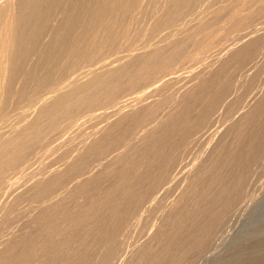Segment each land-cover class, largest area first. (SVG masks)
Wrapping results in <instances>:
<instances>
[{"label":"bare ground","instance_id":"6f19581e","mask_svg":"<svg viewBox=\"0 0 264 264\" xmlns=\"http://www.w3.org/2000/svg\"><path fill=\"white\" fill-rule=\"evenodd\" d=\"M190 41L217 55L172 104ZM262 52L264 0H0V264H131L139 224L148 264L206 251L260 178L264 87L245 67ZM85 110L103 123L73 145Z\"/></svg>","mask_w":264,"mask_h":264},{"label":"rangeland","instance_id":"374dc122","mask_svg":"<svg viewBox=\"0 0 264 264\" xmlns=\"http://www.w3.org/2000/svg\"><path fill=\"white\" fill-rule=\"evenodd\" d=\"M222 22V21H221ZM221 22H217L216 24H215V28H216V33H218L217 32V30L219 31V32H222L221 30H223V27H221V26H223V23H222V25H220L221 24ZM220 23V24H219ZM221 28H220V27ZM218 27V28H217ZM212 40H213V37L211 38ZM209 40V43H211V41L212 40ZM214 39H215V36H214ZM190 43H191V45H190ZM194 44V43H193ZM192 44V42L190 41L189 43H188V45H190V46H186V47H189V48H187V49H185V50H187L186 52L184 51V53H187V54H184V59H183V57L181 58V56H179L177 59H175V60H177V61H175L174 60V64L172 63V68H175V70L173 69V71H176L177 73H180L179 75H178V77L180 78H178V81H179V83H178V81H174V82H172V83H170V88H171V90L169 89V87L167 86L166 87V89L164 90L163 89V91H164V93H170L172 96H171V99L173 98L174 100L176 99V94H177V96L179 97L182 93V91H184L185 90V88H187L186 86H185V84L187 85V84H189L188 83V80H187V83H185L186 81V77H188L187 75L192 71V72H197V71H199L200 70V68H201V64L202 63H206V62H208L207 60H209V62L211 61L210 59H214V56H216L217 54H215L214 52H217V50H215V49H213V48H211L210 49V51L208 50H203V48H202V50L201 49H199V48H197V46L196 45H193ZM212 44V43H211ZM193 45V46H192ZM195 46V47H194ZM185 47V48H186ZM190 50H192V51H190ZM198 50H200L199 51V53H198ZM213 50H215L214 52H213ZM203 51V52H202ZM206 52V53H205ZM190 53V54H189ZM195 53V54H194ZM204 54V55H202V54ZM208 53L210 54V55H208ZM213 53V54H212ZM222 53V54H221ZM262 53H264V52H262ZM262 53L260 54V55H258L257 57H259V58H257L256 57V61L255 60H253L252 61V63L250 64V65H247L246 67H245V70L246 69H248L250 66V68L247 70V72H249V74L251 73L252 75L251 76H253V74L254 73H256V74H258L259 76H258V79H260V80H258V86L260 85H262V87H264V82H261V80L262 79H264V57H261V55H262ZM212 54V55H211ZM218 54H220V55H224V51L222 52H218ZM186 55L188 56V57H186ZM201 55H202V57H201ZM197 56V58H193V57H196ZM199 56V57H198ZM211 56H213V58H211ZM262 56H264V55H262ZM185 57H186V59H185ZM181 58V59H180ZM188 58V59H187ZM200 58H202V59H200ZM194 59H197V60H194ZM181 60H183L182 62L179 61ZM203 61L202 63L200 62V61ZM205 60V61H204ZM258 60V61H257ZM186 62V64H185V62ZM189 61V62H188ZM194 61V62H193ZM196 61V62H195ZM199 61V62H198ZM176 62H178V63H176ZM198 62V63H197ZM255 62V63H254ZM257 62H259L258 64H256ZM184 63V64H183ZM200 63V64H199ZM194 64V65H193ZM199 64V65H198ZM252 64H256L255 66L253 65L252 66ZM177 65H179V66H177ZM184 65V66H183ZM186 66H188V67H186ZM200 66V67H199ZM249 66V67H248ZM199 67V68H198ZM254 67H258L257 69H254ZM171 68V69H172ZM178 68V69H177ZM186 68V69H185ZM180 69V70H179ZM197 69V70H196ZM199 69V70H198ZM259 69V70H258ZM183 70V71H182ZM189 70H191V71H189ZM251 70V71H250ZM256 70H258V71H256ZM189 71V72H188ZM254 71H256V72H254ZM186 72V73H185ZM176 73V74H177ZM188 73V74H187ZM262 73V74H261ZM235 74H237V73H235ZM186 77H185V76ZM237 76V77H236ZM256 76V75H255ZM235 77H236V80L234 79V74H233V79H234V81H237V80H239L238 78H240V76L237 74V75H235ZM242 78V77H241ZM233 81V80H232ZM147 83H149V82H143L142 84H146V86H147ZM185 83V84H184ZM261 83V84H260ZM141 84V86H144V85H142ZM180 85V86H179ZM243 85V84H242ZM242 85H240L239 83H238V88L240 89H242L244 86H242ZM141 86H139L141 89L140 90H142L143 88L141 87ZM146 86H144L145 88H146ZM241 86V87H240ZM138 87V88H139ZM149 86H147V88H148ZM175 88V89H174ZM169 90L168 92H165L166 90ZM136 90V91H135ZM135 90H133L134 91V93H136L137 91H139V89L137 90V89H135ZM262 91L260 92V94H264V93H262V92H264V88H262L261 89ZM162 91V92H163ZM173 91H175V92H173ZM181 91V92H180ZM157 93L158 95H163V93ZM130 94V97H132V95H134V93L132 92H129ZM174 95H173V94ZM231 93H234L233 91L232 92H230V94ZM127 94H128V92H127ZM126 93L125 94H122V99H121V96L118 98V101L119 100H121V101H124L126 98H127V96H124V95H127ZM163 95V96H158V95H153L152 96V98H156V99H159V98H161V97H166V96H168V94L167 95ZM180 94V95H179ZM232 95V94H231ZM230 95V96H231ZM124 96V97H123ZM174 96H175V98H174ZM159 97V98H158ZM169 97V96H168ZM177 97V98H178ZM124 99V100H123ZM128 100H125L124 102H126V101H129V99H131V98H127ZM162 99V98H161ZM173 99H172V104L174 103V101H173ZM148 100H151L150 98L148 99ZM123 102V103H124ZM120 103H122V102H120L119 101V104ZM170 103H171V100H170ZM247 107V106H246ZM245 109H247V108H245ZM14 112V111H13ZM82 112H84V114L82 113ZM81 113H82V115H85V116H83L82 117V115L81 114H79L78 115V120H77V122H80V121H82V122H80V124L82 125V128H80L79 129V127H81V125H79V124H77V125H79V127L76 125V127L74 126L73 127V129H72V131L74 132V134H73V132H71L70 130H69V132H71L73 135H71L69 132H66L65 133V136H66V138H67V136H69V138L71 139V140H73V145L75 144V138H76V140H80L81 139V137L83 138V136L84 137H86V134H89V132L88 131H90V132H92L93 130L92 129H90V127L91 128H97L98 126L97 125H101L103 122H100L99 120H96V121H93L94 120V118H90V111H82ZM15 114V113H14ZM13 114V115H14ZM87 114V115H86ZM88 114H89V121H88V119L86 120V118L88 117ZM218 114V113H217ZM237 114V113H236ZM80 116V117H79ZM87 116V117H86ZM214 116H216V118L218 119V121L217 122H215L216 124L215 125H220V127L221 126H225V124H227V121L229 122V120H227V119H225L224 118V120H223V117H225V116H223L222 117V115L220 116V115H216V114H214ZM218 116V117H217ZM220 116V117H219ZM235 116H238V114L237 115H235ZM86 117V118H85ZM83 118V119H82ZM220 118V119H219ZM82 119V120H81ZM93 119V120H92ZM84 120H86L85 122H84ZM222 120V121H221ZM98 121V122H97ZM94 122H95V124H94ZM97 122V123H96ZM84 123V124H83ZM99 123V124H98ZM224 123V124H223ZM87 125L89 126V127H87ZM93 125L94 126H97V127H93ZM99 125V126H100ZM87 128H86V127ZM78 127V128H77ZM75 128V129H74ZM78 129H79V131H78ZM82 129V130H81ZM76 131V133H75V131ZM83 131L84 132H86V134L84 133L83 134ZM80 132H82V133H80ZM77 133H79V134H77ZM76 134V136L74 137V135ZM80 136V138L79 137H77V136ZM65 136H63V140H65L66 138H65ZM79 138V139H78ZM68 140V142H71V141H69V139H66L65 140V143H66V141ZM64 143V142H63ZM72 143V142H71ZM77 143H79V142H77L76 141V144ZM69 143H67V145L66 144H64L61 148L63 149V148H67L69 145H68ZM72 145V144H71ZM70 145V146H71ZM66 146V147H65ZM59 147V148H60ZM59 148H57V149H59ZM40 150L39 152L41 153L40 154V156L41 157H43V154H42V152H43V150H41L42 148H40L39 149V147H37L36 148V152H37V155L39 154V152H38V150ZM62 149H59L60 151H62ZM195 151H193V150H191L189 153L191 154H187V157L188 158H186V160L188 161V160H190L191 158V156L193 157L194 156V153L196 152V148H193ZM59 150H53V152H52V155H51V153L50 152H48V154L46 153V155L45 156H50L49 158H44V159H46L45 161L44 160H42L41 161V159L40 160H38V166L39 165H41L42 163H43V161L45 162V164L48 162V164H49V162L51 161L50 159H53V161L52 162H54L55 161V163H56V159L55 158H57V154L59 153H62V152H59ZM64 150V149H63ZM42 151V152H41ZM55 151H56V153H55ZM65 151V150H64ZM49 153H50V155H49ZM193 153V154H192ZM55 154V155H54ZM190 155V156H189ZM55 156V157H54ZM262 157V159H259L260 161H258L257 162V164L255 165V166H257V170H258V172H259V174H260V178H258V181H256L257 183L258 182H260V183H255V185H256V189H257V186L258 185H260V184H262V185H264V156H261ZM40 158V157H39ZM38 158V159H39ZM47 159H48V161H47ZM42 162V163H41ZM260 162V163H259ZM36 164V165H37ZM44 164V163H43ZM50 164H52L51 162H50ZM261 164V165H260ZM33 167H36L35 165L33 166ZM261 173H262V175H261ZM108 182H110V181H107V180H105V181H102V183H108ZM255 185H253L251 188H250V190H249V195L247 196L248 198H246V200L245 201H241V202H239V204H237L236 206H238V207H234L233 208V210H231V215L229 214L227 217H225V219H227L228 220V218H230V221H232V222H229L228 223V221L227 220H225V222L222 224V226H223V228L222 227H220V231L219 230H217L218 232H216V234H218V236H214L213 238H212V240H210L209 242H211V243H209L208 244V248H210V249H206V251H204V252H202V253H191L190 255H187L186 253V255L184 254L183 256H186L187 258L189 257V260H190V257H191V259L193 258L194 259V257L193 256H195V255H197L195 258H200V260H190V261H188L187 260V258L186 257H184V258H181L180 259V261L182 260L183 261V259H185L186 258V260H184V261H187V262H182L181 261V263L179 262V263H177V264H264V238H260V236L261 237H264V223H262V222H264V216H262V215H264V192H260L259 190L260 189H262L261 191H264V188H262V187H264V186H261L260 185V187L258 186V190H256L255 189ZM254 187V188H253ZM253 188V189H252ZM256 190V191H255ZM252 191V192H251ZM259 192V193H258ZM178 192H174V194L172 195V197H174L176 194H177ZM251 193H253V195L251 194ZM254 193H257V194H254ZM258 194H262V195H258ZM251 195V196H250ZM256 195H257V197H256ZM249 196H250V198H249ZM253 197V198H252ZM261 197V198H260ZM252 198V199H251ZM255 198H257V200L255 199ZM258 198H259V200H258ZM250 199H251V201H250ZM256 201V202H253V201ZM248 201V202H247ZM262 201V202H261ZM251 205H250V204ZM241 204L242 205H244L245 206V204L246 205H248V207L251 209L250 211H249V208L247 207V210H245L246 208L244 207V206H241ZM257 204H261L260 206H257ZM242 207V212H241V210H240V206ZM254 206V207H253ZM244 207V208H243ZM238 208V209H237ZM258 208V209H257ZM245 211H244V210ZM262 209V210H261ZM236 210V212H238V213H236V214H233V213H235L234 211ZM238 210V211H237ZM239 210H240V212H239ZM258 210V211H257ZM232 211H233V213H232ZM247 212V213H246ZM252 212H254V213H252ZM239 213H241V214H239ZM244 214V215H243ZM260 214V215H259ZM235 215V216H234ZM239 217H238V216ZM159 218H160V216H159V214L157 215ZM241 216V217H240ZM244 218H243V217ZM258 216V217H257ZM237 217V218H236ZM260 217V218H259ZM159 218H155V219H151V221L154 223H157L158 224V222H160L159 220ZM241 219H243V220H241ZM254 219H255V221H254ZM261 219V220H260ZM241 220V221H240ZM249 222H248V221ZM252 220V221H251ZM236 221V222H235ZM244 221V222H243ZM235 222V223H234ZM238 222V223H237ZM152 223V224H153ZM230 225L229 227H228V224ZM242 223V224H241ZM231 224H235V225H231ZM260 224V225H259ZM141 224H139V226H137V228H136V230L137 229H139L138 227H141L140 226ZM148 225V224H147ZM151 224H149L148 225V228L146 229V227L145 228H143L142 227V230H144V231H141V229L140 230H138V231H136L135 230V228H134V230H132L131 231V233L128 235V237L125 239L126 240V242H125V245L123 244V249L125 250H123L125 253H127V256L130 258V262L129 263H131V264H135L134 262H144V259H146L145 258V255L147 254V253H143V251H145L144 249H145V247H146V251H147V248L149 247V246H151V247H153V243L155 242V239H154V241H148V243H144V241H145V239L147 238H149L151 235L150 234H152L153 233V231H154V227H153V229H152V226L153 225H151V227L149 228V226H150ZM227 225V226H226ZM256 225V226H255ZM155 227H156V224L154 225ZM235 226V227H234ZM240 226V227H239ZM233 227V228H232ZM246 227V228H245ZM222 228V229H221ZM226 228V229H225ZM228 228H230V229H233V231L232 230H230V231H228L229 229ZM241 228V229H240ZM248 228V229H247ZM258 228V229H257ZM150 229V230H149ZM257 229V230H256ZM261 229V230H260ZM152 231V232H151ZM224 231V232H223ZM250 231V232H249ZM251 231H252V233H251ZM254 231V232H253ZM257 231V232H256ZM137 232V233H136ZM140 232H142V233H140ZM148 232V233H147ZM228 232V233H227ZM230 232V233H229ZM239 232V233H238ZM145 233V234H144ZM146 233H147V235H146ZM226 233H227V235H226ZM232 233H234V234H232ZM242 233H243V235H242ZM246 233V234H245ZM262 233V234H261ZM222 234V235H221ZM236 234V235H235ZM246 236H245V235ZM250 236H249V235ZM132 235V236H131ZM148 235H150V236H148ZM247 235L249 236V237H247ZM255 235V236H254ZM145 236V237H144ZM233 236V237H232ZM235 236V237H234ZM239 236V237H238ZM253 236V237H252ZM257 236V237H256ZM244 237V238H243ZM256 237V238H255ZM217 238V239H216ZM248 238H249V240H248ZM251 238V239H250ZM259 238V239H258ZM141 240V241H140ZM151 240V239H150ZM215 240L217 241V242H215ZM221 240V241H220ZM239 240V241H238ZM241 240V241H240ZM251 240V241H250ZM256 240V241H255ZM135 241V242H134ZM214 241V242H213ZM235 241V242H234ZM246 241V242H245ZM248 241V242H247ZM250 241V242H249ZM152 242V243H151ZM214 244H213V243ZM221 244H220V243ZM238 242V243H237ZM136 243H137V245H136ZM142 243H144V245H142ZM149 243H151V244H149ZM217 243H219L220 245H218ZM235 243V244H234ZM248 243V244H247ZM253 243V244H252ZM127 244V245H126ZM146 244H147V246H146ZM156 243H154V245H155ZM215 244H216V247L218 248H216V247H214L215 246ZM141 245V246H140ZM219 247H218V246ZM244 245V246H243ZM247 245V246H246ZM254 245V246H253ZM258 245H259V247H258ZM135 246H140L139 248H141V250L139 249V251H138V249H136V247ZM143 247H144V249H143ZM212 247V248H211ZM251 247H252V249H251ZM258 247V248H257ZM129 248V249H128ZM216 248V249H215ZM128 249V250H127ZM142 249H143V251H142ZM218 250V251H217ZM257 250V251H256ZM128 251V252H127ZM137 251V252H136ZM145 251V252H146ZM209 251V253H210V255L209 254H207V252ZM211 251V252H210ZM254 251H256V252H254ZM136 252V253H135ZM213 252H214V254H213ZM217 252V253H216ZM259 252V253H258ZM140 253V254H139ZM216 253V254H215ZM218 253H220L219 255H218ZM188 254H189V252H188ZM195 254V255H194ZM206 254V255H205ZM249 254V255H248ZM198 255L200 256V255H202L201 257H198ZM208 255V256H207ZM222 255H223V257H222ZM182 256V257H183ZM203 256H205L206 257V259H205V257H203ZM131 257H132V259H131ZM208 257V258H207ZM219 257H221V258H219ZM236 257V258H235ZM142 258H144V259H142ZM203 258V259H202ZM219 258V259H218ZM96 259V258H95ZM95 259H93L95 262H97L98 264H100L99 263V261L98 260H95ZM134 259H136V260H134ZM205 259V260H204ZM140 260H142V261H140ZM94 261H92V262H94ZM148 261V260H147ZM195 261V263H193ZM198 261V262H197ZM133 262V263H132ZM146 262V261H145ZM144 262V263H145ZM97 263H94V264H97ZM91 264H93V263H91ZM102 264V263H101ZM145 264H148V262H146Z\"/></svg>","mask_w":264,"mask_h":264}]
</instances>
